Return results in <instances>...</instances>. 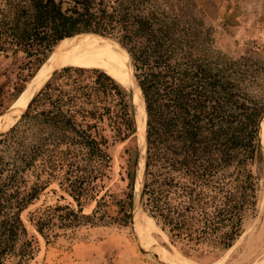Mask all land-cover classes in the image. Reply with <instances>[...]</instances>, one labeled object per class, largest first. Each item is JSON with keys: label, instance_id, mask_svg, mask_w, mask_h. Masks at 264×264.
Wrapping results in <instances>:
<instances>
[{"label": "trees", "instance_id": "trees-1", "mask_svg": "<svg viewBox=\"0 0 264 264\" xmlns=\"http://www.w3.org/2000/svg\"><path fill=\"white\" fill-rule=\"evenodd\" d=\"M145 1L0 0V57L21 53L38 71L66 38L94 33L116 40L123 49L107 39L130 59L145 103L142 210L182 255L216 260L257 204L264 102L250 87L260 63L213 50L202 20L183 7L145 12ZM136 130L126 86L99 69L57 70L0 133V264H27L35 256L38 240L21 213L52 183L75 205L58 195L29 213L46 245L102 221L131 222ZM127 140L119 178L109 186L110 147Z\"/></svg>", "mask_w": 264, "mask_h": 264}, {"label": "rangeland", "instance_id": "rangeland-1", "mask_svg": "<svg viewBox=\"0 0 264 264\" xmlns=\"http://www.w3.org/2000/svg\"><path fill=\"white\" fill-rule=\"evenodd\" d=\"M180 6L183 7L186 15H193L202 20L204 29L209 31L213 50L230 58L246 55L260 63V73L255 77V83L250 87V91L264 102V0H146L143 4L145 12L155 9L168 14L178 13ZM114 46L111 45L115 50ZM26 63L27 58H24L21 53L0 57V115L10 110L12 102L22 93L20 90L28 86L27 81L30 75H34L37 71L35 64ZM140 131L138 121V133L136 134L140 148L138 177L139 174L142 176L144 164ZM127 142L128 140L117 141L110 147L113 167L110 172L109 186H114L119 178L120 154ZM261 145L264 157V145L262 143ZM139 186L140 184L136 182V197ZM58 195H63L66 198L65 201L72 202L68 195L58 190L56 183H52L40 194L38 200L21 213L29 233L34 234L38 240V251L27 264H174L167 259L164 260L165 258L160 254L168 252L182 256L169 243L167 235L155 224L154 220L140 208L135 210L133 223L131 221L121 226L102 221L97 226L81 227L73 238L61 236L46 245L44 239L35 232L28 216L37 207L54 203ZM93 206L94 204L84 207L83 212H91ZM263 250L264 172L258 178L257 204L254 213L246 218L244 231L233 247L227 250L228 252H222L218 258L226 255L227 264H245L260 255ZM185 257L183 255V258ZM186 259L198 264H208L214 261L201 257H186Z\"/></svg>", "mask_w": 264, "mask_h": 264}, {"label": "bare ground", "instance_id": "bare-ground-1", "mask_svg": "<svg viewBox=\"0 0 264 264\" xmlns=\"http://www.w3.org/2000/svg\"><path fill=\"white\" fill-rule=\"evenodd\" d=\"M102 39L103 38L101 37L99 38L93 35L92 36L84 35V36L70 37L62 40L55 47V49L50 54L49 58L41 66V68L37 71L33 79L28 83V86L24 89V91L20 94V96L13 102L10 110L0 115V131L9 128L12 124L15 123L16 119L25 110V108L33 99L36 92L42 86L44 81L47 80V78L55 70L65 66L87 67V68L102 70L108 73L109 75H111L115 80H117L122 85L129 87L131 89L134 96V102L137 107V116L141 130L140 131L141 149L142 151H144L146 145L145 137H146L147 127L144 126L143 124H145L144 120L146 114H145L142 95L140 94L139 89L131 74L132 66L130 63V59L128 58L129 59V64H128L125 56H123L124 54H122L120 50L117 49L116 46H114L111 43L119 53L117 51L115 52V50L109 44L110 43L109 41ZM121 49L123 48L121 47ZM263 117L264 114L259 122V137L261 136V143L264 145ZM139 178H141V174H139ZM137 184H140L139 180H137ZM137 188L139 194L140 186ZM160 255L165 258L164 260L167 259L169 262L174 264H198L197 262L186 259L185 256H184L185 258H183V255L179 256L177 254H171L168 252H162ZM224 256L208 264H227L226 255ZM245 264H264V250L260 255L254 257L252 260L248 261Z\"/></svg>", "mask_w": 264, "mask_h": 264}, {"label": "water", "instance_id": "water-1", "mask_svg": "<svg viewBox=\"0 0 264 264\" xmlns=\"http://www.w3.org/2000/svg\"><path fill=\"white\" fill-rule=\"evenodd\" d=\"M81 34H94V33H81ZM98 35V34H97ZM101 36V35H100ZM103 37H105V36H103ZM106 38H109V37H106ZM109 39H111V38H109ZM111 40H113V41H115V42H117L116 40H114V39H111ZM118 43V42H117ZM119 44V43H118ZM120 45V44H119ZM121 46V45H120ZM122 47V46H121ZM132 68H133V65H132ZM58 69H60V68H58ZM57 69V70H58ZM57 70H55L48 78H47V80H45L44 81V83L42 84V86L39 88V90L36 92V94H35V96L38 94V92L41 90V88L46 84V82L48 81V79L57 71ZM132 76H133V78H134V81H135V83H136V85L138 86V88L140 89V87H139V85H138V83H137V81H136V78H135V76H134V70H133V73H132ZM130 90V92H131V97H132V103H133V106H134V114H135V118H136V123H137V130H136V134L138 133V121H137V113H136V105H135V103H134V101H133V94H132V91H131V89H129ZM140 93H141V90H140ZM142 95V94H141ZM35 96L33 97V99L35 98ZM32 99V100H33ZM142 99H143V96H142ZM31 100V101H32ZM31 101H30V103H31ZM30 103L27 105V107L30 105ZM143 103H144V99H143ZM26 107V108H27ZM26 108H25V110H26ZM144 109H145V103H144ZM24 110V111H25ZM23 111V112H24ZM22 112V113H23ZM21 113V114H22ZM145 114H146V110H145ZM264 114V113H263ZM262 114V115H263ZM21 116V115H20ZM262 117V116H261ZM260 117V118H261ZM20 118V117H19ZM18 118V119H19ZM18 119H17V121H18ZM16 121V122H17ZM259 121H260V119H259ZM259 121H258V140L260 141V143H261V140H260V137H259ZM15 122V123H16ZM14 123V124H15ZM13 124V125H14ZM13 125H11L9 128H11ZM145 126H146V116H145ZM9 128H7L6 130H8ZM1 132H3V130L2 131H0V133ZM146 135H147V132H146ZM145 140H146V137H145ZM146 142H147V140H146ZM262 146V145H261ZM145 153H146V145H145V149H144V151H143V155H142V157H143V159H144V163H145ZM139 159H140V148H139ZM139 161V160H138ZM144 164H143V171H142V176H141V178H139L138 177V173H136V180H135V186H136V182H137V180H139V182H140V191H139V194H138V196L136 197V190L134 189V208H133V216H132V223H133V220H134V213H135V210H136V208H140L141 210H142V207H141V200H142V195H141V190H142V184H143V177H144ZM137 168H138V166H137ZM142 212H143V210H142ZM156 255V254H155Z\"/></svg>", "mask_w": 264, "mask_h": 264}]
</instances>
